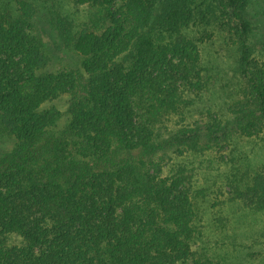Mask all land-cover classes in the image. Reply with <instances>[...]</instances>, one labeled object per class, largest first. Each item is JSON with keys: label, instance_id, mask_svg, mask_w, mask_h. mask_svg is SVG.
I'll list each match as a JSON object with an SVG mask.
<instances>
[{"label": "trees", "instance_id": "trees-1", "mask_svg": "<svg viewBox=\"0 0 264 264\" xmlns=\"http://www.w3.org/2000/svg\"><path fill=\"white\" fill-rule=\"evenodd\" d=\"M251 1L78 0L101 14L79 28L57 15L63 44L84 57L82 70L60 73L44 72L32 4L0 6V131L17 140L0 155V264H225L196 257L192 174L165 167L171 147L200 148L197 129L170 124L206 85L210 28L235 35L245 84L233 118L207 136L264 131ZM60 95L70 120L57 132L60 111L40 107ZM234 193L264 210V165Z\"/></svg>", "mask_w": 264, "mask_h": 264}, {"label": "rangeland", "instance_id": "rangeland-1", "mask_svg": "<svg viewBox=\"0 0 264 264\" xmlns=\"http://www.w3.org/2000/svg\"><path fill=\"white\" fill-rule=\"evenodd\" d=\"M33 8L29 32L43 42L51 57L46 73L82 70L84 57L67 48L60 37L56 18L66 16L75 27L92 26L99 9L78 0H27ZM17 0H0V6L17 7ZM249 16L253 33L249 40L253 58L264 60V0H252ZM108 24V23H106ZM203 30L193 27L191 34ZM211 37L200 43L206 85L183 115L171 121L170 129L193 128L200 133V148L192 150L175 145L169 150L165 172L179 166L192 174L193 193L197 195L201 234L193 249L197 258H209L225 264H264V210L251 208L235 197L236 186H245L264 165V131L243 136L232 133L226 138L207 136L213 124L223 125L234 114L232 106L243 96L244 80L237 68L235 35L217 27L209 29ZM69 96L60 95L46 101L42 109L60 111L58 132L67 126ZM17 140L0 131V155L11 151ZM178 147V148H177ZM178 150H182L180 153ZM172 157V158H171ZM186 264H193V260Z\"/></svg>", "mask_w": 264, "mask_h": 264}]
</instances>
